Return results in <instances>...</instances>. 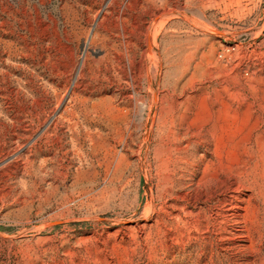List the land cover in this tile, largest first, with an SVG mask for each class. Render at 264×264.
Segmentation results:
<instances>
[{"label": "rangeland", "instance_id": "rangeland-1", "mask_svg": "<svg viewBox=\"0 0 264 264\" xmlns=\"http://www.w3.org/2000/svg\"><path fill=\"white\" fill-rule=\"evenodd\" d=\"M0 135V264H264V0H0Z\"/></svg>", "mask_w": 264, "mask_h": 264}, {"label": "bare ground", "instance_id": "bare-ground-1", "mask_svg": "<svg viewBox=\"0 0 264 264\" xmlns=\"http://www.w3.org/2000/svg\"><path fill=\"white\" fill-rule=\"evenodd\" d=\"M113 1V0H112ZM159 1V0H158ZM163 2V1H162ZM111 3V2H110ZM114 3V2H113ZM165 3V2H164ZM168 3V2H167ZM109 5V4H108ZM155 5V4H154ZM163 6V5H161ZM169 6V5H168ZM159 7V6H158ZM157 8V7H156ZM161 8V7H160ZM154 9V8H152ZM159 10V8H158ZM169 10V9H168ZM170 11V10H169ZM168 11V12H169ZM167 11H164L162 12L161 14L159 13V15L161 16H164V15H167L168 14ZM170 13V12H169ZM98 14V13H97ZM158 15V16H159ZM132 18V17H131ZM134 18V17H133ZM158 21V20H157ZM101 22V21H100ZM143 22V21H142ZM152 22V21H151ZM150 22V23H151ZM155 22V21H154ZM163 22V21H162ZM99 24V22H98ZM138 24V23H137ZM144 24V23H142ZM100 25V24H99ZM97 27V26H96ZM135 27V26H134ZM143 27V26H142ZM152 24H150V26L147 27V30H146V33H145V44L147 45V48L145 51H143V56L146 57L147 60L150 61V59H152L153 57V39H152V35H151V32H152ZM101 28V27H100ZM145 28V27H144ZM132 29V28H131ZM141 30V29H140ZM138 31V30H137ZM96 32V31H95ZM92 33L91 35V41L95 42L97 37H98V34L97 33ZM136 32V30L134 31ZM140 34V32H139ZM122 35V34H121ZM124 35V34H123ZM122 35V36H123ZM129 35V34H128ZM144 35V34H142ZM125 36V35H124ZM137 36V35H136ZM130 37V36H129ZM129 37H127L126 39H128ZM141 37V36H140ZM142 38V37H141ZM123 39V38H122ZM135 41V40H134ZM134 41H130L129 43L132 44L133 46H137L138 47V43L137 42H134ZM143 42V41H142ZM120 43V42H119ZM123 43V42H122ZM127 44V51L126 53L124 54L120 49H114L112 50H108L106 51V58H113V61L112 62H116L120 65V61H122V57L124 56H127V58H129L130 60V68L134 67L135 69V62H136V56L139 54V50L137 52H133L131 54L130 52V44ZM118 44V43H117ZM144 44V45H145ZM123 45V44H122ZM142 46V45H141ZM121 47V46H120ZM144 47V46H143ZM134 48V47H133ZM144 59V58H143ZM143 61V60H142ZM146 61V60H144ZM147 62V61H146ZM111 63V62H110ZM126 63V62H125ZM141 64V63H140ZM117 66V65H115ZM122 66V65H121ZM139 66V65H138ZM83 67V63L81 65V68ZM114 67V66H113ZM147 67V66H146ZM80 68V69H81ZM120 68V67H119ZM126 68V67H125ZM143 68H144V65H143ZM114 70V69H112ZM122 70V69H121ZM81 71V70H80ZM117 71V70H116ZM126 71V70H125ZM134 71V70H133ZM132 69L130 70V74L133 73ZM129 74V73H128ZM129 76V75H128ZM127 76V77H128ZM132 78V77H131ZM129 77V79H131ZM128 79V78H127ZM135 80V79H134ZM137 82V81H136ZM135 83V82H134ZM74 89V88H73ZM78 89V88H77ZM67 90V89H66ZM55 91V90H54ZM82 92V91H80ZM56 93V92H55ZM75 94H77L76 92H74ZM66 96V95H65ZM55 97V96H54ZM71 98V97H70ZM77 98V97H76ZM56 104V103H55ZM65 105V98H62L61 100L58 101V104H57V108L58 110L60 111H66V108L64 107ZM76 106V105H75ZM54 110V109H53ZM52 110V111H53ZM55 111V110H54ZM63 113V112H62ZM64 114V113H63ZM60 115V114H59ZM63 116V115H62ZM63 118V117H62ZM60 122V121H59ZM58 122V123H59ZM69 125V131L71 135H73L74 133V125H75V122L73 121L72 118H70V120H67L66 121ZM62 123V122H61ZM61 125V124H60ZM67 125V126H68ZM58 127V124L55 125V128L57 129ZM61 127V126H60ZM54 131V130H53ZM5 132V131H4ZM19 135V134H18ZM18 135L16 136V139H19ZM49 135V134H48ZM51 135V134H50ZM55 135V134H54ZM1 136V135H0ZM163 137V140L161 141V145H162V154L164 155V157L166 156L165 160L162 159V163H164L166 165V168L164 169H167V174L165 175V184H166V193L169 195V196H172L175 189H176V186H177V180H178V176H179V173H181V171H183V166L188 163V157L186 156L187 155V149L188 148H185V147H182L180 145H177L176 144V141H171V143H166L165 139H164V135H162ZM2 138V137H1ZM45 138V136H44ZM15 139V138H14ZM167 139H168V136H167ZM47 140V139H46ZM62 140V139H61ZM73 141V140H72ZM148 141V139H147ZM179 141V140H178ZM40 142H41V139H40ZM0 143H2L0 141ZM13 143V142H11ZM35 143V142H34ZM7 145V144H6ZM44 146V145H43ZM40 148V147H39ZM141 148V147H140ZM46 150V149H45ZM38 151V150H37ZM43 152V151H42ZM161 154V155H162ZM39 155V154H38ZM43 155L45 156V159L43 160V166L46 165L48 162H50L49 160L52 159L50 158L49 156L46 155L45 152H43ZM160 157V156H159ZM56 162V161H55ZM164 166V165H163ZM50 170V169H49ZM56 170V169H55ZM185 171V170H184ZM185 176V175H184ZM181 177V176H180ZM239 189V188H237ZM235 189V190H237ZM164 193V191H163ZM176 193V192H175ZM176 195V194H175ZM233 199H235V197H232ZM175 199V198H174ZM175 207V206H174ZM185 209V208H184ZM183 210V208L181 209ZM228 212H230V215L231 216H238L239 218H241L243 221V223L245 224V227L247 225V217L246 215H244L243 213H241L239 210H245V209H242L240 208V206H237V205H230V207L227 209ZM246 211V210H245ZM155 212V211H154ZM185 212V211H184ZM194 214V213H193ZM185 215L184 217H187V212H185ZM189 218V217H188ZM179 223H182L183 225L186 223V221L183 219V217H181V215H178V217L176 218ZM191 220V219H190ZM173 221V220H172ZM174 224V223H173ZM178 224V223H177ZM188 225V224H187ZM170 226H176V223L175 225H170ZM186 227V226H185ZM183 228V227H182ZM195 229V228H194ZM200 229V228H199ZM173 230V229H172ZM241 230V229H240ZM246 230V229H245ZM242 231V230H241ZM190 232V231H189ZM184 237V236H183Z\"/></svg>", "mask_w": 264, "mask_h": 264}]
</instances>
